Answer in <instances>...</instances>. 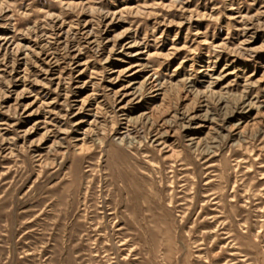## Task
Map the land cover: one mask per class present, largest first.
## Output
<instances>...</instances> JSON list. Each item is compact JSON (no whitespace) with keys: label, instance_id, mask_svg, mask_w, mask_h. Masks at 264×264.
I'll use <instances>...</instances> for the list:
<instances>
[{"label":"rangeland","instance_id":"1","mask_svg":"<svg viewBox=\"0 0 264 264\" xmlns=\"http://www.w3.org/2000/svg\"><path fill=\"white\" fill-rule=\"evenodd\" d=\"M0 264H264V0H0Z\"/></svg>","mask_w":264,"mask_h":264}]
</instances>
